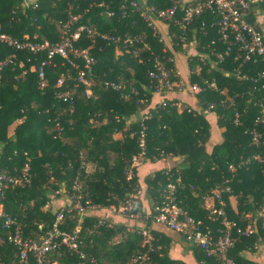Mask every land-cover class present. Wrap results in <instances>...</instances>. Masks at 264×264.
<instances>
[{
	"label": "trees",
	"instance_id": "trees-1",
	"mask_svg": "<svg viewBox=\"0 0 264 264\" xmlns=\"http://www.w3.org/2000/svg\"><path fill=\"white\" fill-rule=\"evenodd\" d=\"M132 1L32 0L24 7L23 0H0L2 30L20 40L57 41L59 24L71 11L80 14L73 27L91 22L102 32L121 36L140 33L149 45V49L140 51L139 57H132L125 51L116 53L119 49L115 43H92L81 34L74 46L89 47L95 58L89 76L92 95L86 97L85 85L80 84L73 111L61 115L64 139H60L53 136L47 117L53 114L54 108L65 106L56 98V91L70 86L77 70L55 54L44 66L45 84L40 86L37 67L46 58V51L33 54L0 43V57L11 54L14 60V64L3 69L0 80V170L17 175L28 163L30 171L28 182L4 188L1 199L4 210L16 218L22 237L31 240L45 235L54 221L57 207L50 201L55 190L68 193L69 199L81 193L83 199L88 198L100 207L118 205L133 194L139 202L136 208L143 210L138 196L139 164L131 165L132 156L141 152L143 162L178 155L182 161L177 166L144 177L150 205L165 198L164 190L170 178L175 183L178 203L193 216L207 220L209 210L200 207L203 198L211 196L213 189L222 188L223 204L215 201L214 206L222 207L228 220L244 228L257 218V229L250 235H238L232 228L233 235L238 237L228 251L240 264H251L241 252L253 251L255 244L264 242V123H256L264 90L253 88L264 82L258 76V71L264 69V60L241 62L231 54L220 60L216 53H223L225 44L218 40L216 27L210 25L214 15L210 12L195 15L184 44L196 41L197 53L188 60L190 83L200 88L194 94L196 105H185L178 111L175 100L165 96L163 107L157 104L151 107L153 88L149 87L147 71L153 67V53L171 58L174 50H180L184 44L178 38L180 30L172 21L168 25L173 40L170 47L163 38L159 40L160 34H155L140 15V8L149 5L163 8L170 4L168 1L134 0L136 6L131 5ZM260 7L264 9L263 5ZM108 11L113 14L108 15ZM77 62L82 65L81 59ZM165 62L173 68V60ZM195 64H198L196 71ZM226 71L228 75L224 74ZM171 74L175 79L174 69ZM61 76L65 78L64 83L57 86ZM107 80L121 82L122 90L105 86ZM205 81H214L217 88L208 87ZM121 92L129 96L124 98ZM146 113L149 116L144 120L141 147L140 122ZM209 113L215 115L214 124L223 128L220 142L213 144L210 151L206 147L211 135ZM21 117L23 120L8 136V125ZM252 129L260 134L258 144L252 142ZM116 131L123 133L120 139L113 138ZM88 164L93 165L92 170H87ZM230 165L236 169L231 171ZM75 181L79 184L76 189L73 188ZM231 195L237 199L236 209L230 204ZM110 219L106 216L105 222L99 225L97 212H92L79 222L77 213L71 211L58 226L60 230L72 231L80 225V248L87 254V264H186L169 255L174 238L164 231L149 229L154 223L150 220L144 221V227L152 235L153 250L148 251L147 259L132 261L134 255L147 249L141 235ZM178 238L189 246L198 264H220L200 247L180 235ZM17 254L13 243L0 242V264H37L32 253L26 261H19ZM46 254L45 261L57 264H79L80 260L65 245Z\"/></svg>",
	"mask_w": 264,
	"mask_h": 264
},
{
	"label": "built area",
	"instance_id": "built-area-1",
	"mask_svg": "<svg viewBox=\"0 0 264 264\" xmlns=\"http://www.w3.org/2000/svg\"><path fill=\"white\" fill-rule=\"evenodd\" d=\"M31 1V0H30ZM170 4L167 7L156 8L154 5L140 8V15L143 20L151 27L155 34H159L155 20H161L167 25L172 21L180 30L179 40L185 42L187 31L193 21L195 15L204 12H210L214 15L211 26L216 27L218 32V40L225 44L224 52H217V57L221 60L225 55H233V59H241L244 61H260L264 60V0H166ZM29 0H23L22 5L26 7ZM37 4L35 3L34 6ZM131 5L136 6L137 2L132 1ZM257 7V8H256ZM256 11L254 13V9ZM179 11L181 12L179 15ZM124 13V11H123ZM253 14V20L249 19L250 14ZM112 15V11L107 12ZM80 17V14L68 12L67 19L59 24V39L50 43L47 40L32 41L28 39H18L2 30L0 24V43L10 46L18 50H27L33 54L41 51H46V58L38 64L37 74L40 86H44V66L48 65L55 54L60 55L64 62L73 66L76 71L74 82L62 89L56 91L58 101L65 103L62 108H54L53 114L48 115L47 121L51 125L53 136L64 139V126L61 123V115L64 112H72L74 109L75 98L78 93L80 84L85 85L84 94L86 97L92 95L90 88L89 76L92 73V66L95 63V58L90 52L89 47L77 48L74 46L81 34H84L92 43L104 42L115 43L118 46L119 52L125 51L131 54L132 57H139L140 51L149 49L148 43L145 41L144 34H125L117 35L98 30L97 26L91 22L81 23L73 27V23ZM247 17V18H246ZM159 40H162L159 35ZM215 43L214 40L211 41ZM100 45V44H99ZM101 49V46H99ZM165 51V48L162 49ZM216 51V50H215ZM152 52V51H151ZM77 59L82 60V65L77 62ZM172 60V57L165 58L164 55L153 53V67L147 71L150 79V88H153V93L162 95L169 91H173L177 82L172 78V69L169 68L165 60ZM14 64L13 56L6 55L0 57V80L3 69L8 64ZM21 62L19 65L21 66ZM34 69L33 67H31ZM239 70L237 69V74ZM228 75L229 72H224ZM258 76L264 78V69L258 71ZM64 76L57 79L56 85L61 86L64 83ZM208 87L217 88L214 81H205ZM104 85L115 90H122L123 84L112 80L104 81ZM255 90H264V82L260 86L254 85ZM200 88L197 87V90ZM121 96L127 98V93L121 92ZM165 99L158 102V106H164ZM45 112H49L47 109ZM149 113L143 114L140 125L139 145H144V120L148 118ZM236 120L238 113L235 114ZM256 123H264V101L260 103V113L256 117ZM252 142L259 143L260 134L256 129L251 130ZM142 153L132 156V164L138 165L142 161ZM249 159H247L248 161ZM229 169L234 171L236 167L230 165ZM29 165L25 163L20 172L10 174L7 171L0 170V242L7 240L13 243L17 249V257L19 261H26L28 254L32 253L36 257L37 264H53L55 261H45L47 252H52L60 245H65L69 250L77 253L79 264H87V254L80 248L81 239L79 238L80 225H76L72 231L60 230L59 223L63 220L67 212L75 211L78 215V221L81 222L87 213H97L98 223L103 224L107 216V211L112 214H119L123 217L132 220L134 227L129 228L131 232L141 235V242L146 245L147 249L144 252H138L133 256L132 261H140L147 259L149 250H153L152 235L150 231L141 225L138 221L150 220L154 223H159L167 228L179 233L184 240L200 247L208 256H213L220 264H240L228 251L233 247L238 236L233 235L232 228L236 229L238 235H250L256 231L255 219L241 228L236 225L235 221L226 218L225 211L222 207H215V201L223 204L220 198L222 188L212 190L211 204L208 206L207 220L193 216L188 209L183 208L178 202L175 194V183L169 178L165 186L164 199L153 204L148 210L137 209L138 200L133 194H130L124 200L119 201L118 205L111 204L108 207H100L93 203L90 199H83L81 193L73 195L69 199V203L59 206L55 210V218L50 229L45 235H41L39 239L31 240L22 237V231L15 217L11 216L4 210L1 201L4 188L7 185L24 184L29 180ZM130 176V171L127 172ZM79 184L75 181L73 188H78ZM228 189V187H226ZM56 195L60 194L59 190H55ZM49 202L46 204L48 206ZM104 210V213L101 211ZM261 214V212H260ZM256 246V244H255Z\"/></svg>",
	"mask_w": 264,
	"mask_h": 264
},
{
	"label": "crops",
	"instance_id": "crops-1",
	"mask_svg": "<svg viewBox=\"0 0 264 264\" xmlns=\"http://www.w3.org/2000/svg\"><path fill=\"white\" fill-rule=\"evenodd\" d=\"M256 8L254 9V13L256 11ZM155 22H156L159 34L165 40L166 44H168V39L170 38L171 33L169 31V27H168L167 23H165L161 20H155ZM189 44L191 47H195L194 50L196 49V41L195 40H192L191 42H189ZM116 53H119V51L116 50ZM196 53H197V50H195V53H193L192 55H194ZM180 54L173 53V55H172V60L174 63L172 69L175 70V74H174V76L176 77L175 80L177 83L178 82L180 83V88H178V89L175 88L173 91H169V92L162 94V95L153 93V100L150 104L151 107L155 104H157V106H158V102L161 99H165V96L175 100L178 111H180L185 105H190V104L196 105V101H195L196 98H195L194 94H195V92L198 91L197 90L198 86L194 83L193 84L190 83V80H189L190 69H189V66H187L188 61H187V63L184 62L185 59ZM194 70L195 71L198 70V67L195 66ZM214 116L215 115L213 113H209L207 116L210 123H211V135H210L208 142L206 143V147H207L208 151H210L213 144L220 142L221 131L223 130V128L217 127L214 124V122H215ZM22 120H23L22 117L17 118L11 124L8 125V127H7V135L8 136L13 134L15 127ZM122 136H123V133L121 131H116L113 134V138H115V139H120ZM0 150H1V147H0ZM181 161H182V156L165 155V156H163L159 159H156V160H152V161L146 160L143 162L141 161L139 163V165L137 167V173L139 175V180H140L141 185H140V188L138 189V196L141 199L140 202L142 204L143 210H145V211L148 210L149 205H150V202L148 201V199L146 198V195H145L146 184L143 181L144 177L146 175H152L157 170L170 169L171 167L177 166V164H179ZM88 165L90 166V168H88L87 170H92L93 165H91V164H88ZM54 197H56L58 199L54 200L53 199ZM209 197L210 196H205L203 198L205 201L203 200V202H205L206 204L208 202V204L210 205L211 199ZM207 198H208V200L206 201ZM51 200H53L54 202H57V203L61 202L59 204L62 205L65 203L66 199H65V197H63L61 195H56V196H52ZM229 201H230L232 208L236 209V204H237L236 197L233 195L229 196ZM207 210H208V207H207ZM97 213H100V212H97ZM101 213H104V210H102ZM258 215L260 216V212H258ZM107 216L110 217L111 218L110 220L113 222H119V223L125 224L127 226V229L134 227L135 223L132 220H129V219L123 217L122 215L112 214L109 211H107ZM253 219H255V221H256L257 218L254 217ZM144 223L145 222H143V221L137 222V224L141 225V226H143ZM149 227H150L149 229H154L157 231H164L174 238L173 241L170 243V248H169V255L172 258L181 259L186 264H198L197 261L195 260L194 256H193V253L191 252L189 246L185 245L183 242L179 241V238H178L179 234L177 232L172 231V230L166 228V226L164 227V225L159 224V223L158 224L157 223H151V225ZM241 255L245 259L249 260L251 262V264H264V242L257 243L255 246V250H253V251H250V250L242 251Z\"/></svg>",
	"mask_w": 264,
	"mask_h": 264
},
{
	"label": "rangeland",
	"instance_id": "rangeland-1",
	"mask_svg": "<svg viewBox=\"0 0 264 264\" xmlns=\"http://www.w3.org/2000/svg\"><path fill=\"white\" fill-rule=\"evenodd\" d=\"M167 45H169L170 47L173 45V40H172V35H170V38L168 39V44ZM194 48L195 47H191L190 46V44L189 43H186V44H184V45H182L181 46V49L180 50H178V51H175L174 50V53H176V54H180V55H182L183 56V58L185 59V61L184 62H186L187 63V61L189 60V58H191L192 57V54L193 53H195V50H194ZM191 53H190V52ZM193 51V52H192ZM189 62V61H188ZM212 62V61H211ZM187 66H189V63L187 64ZM195 66L196 67H198V64H195ZM178 88H180V83L178 82V84H177V86H176V89H178ZM87 168H90V166L88 165V167ZM62 194H60L61 196H63V197H65V203L64 204H62V205H65V204H67V203H69V195H68V193H63V191L61 192ZM53 196H56V194H54ZM207 196H210V195H207ZM54 200H56V199H58V198H56V197H54L53 198ZM204 200V199H203ZM208 200V198L206 199V201ZM205 201V200H204ZM51 202V204L53 205V206H55V207H59V203H61V202H59V203H57V202H54L53 200H51L50 201ZM63 203V202H62ZM61 205V206H62ZM151 206V205H150ZM209 206V204H208V202H207V204L205 203V202H202V204L200 205V207L202 208L203 207V209H207V207ZM115 239H118V236H116V238ZM53 264H57L56 262H54Z\"/></svg>",
	"mask_w": 264,
	"mask_h": 264
},
{
	"label": "water",
	"instance_id": "water-1",
	"mask_svg": "<svg viewBox=\"0 0 264 264\" xmlns=\"http://www.w3.org/2000/svg\"><path fill=\"white\" fill-rule=\"evenodd\" d=\"M247 18V17H246Z\"/></svg>",
	"mask_w": 264,
	"mask_h": 264
}]
</instances>
